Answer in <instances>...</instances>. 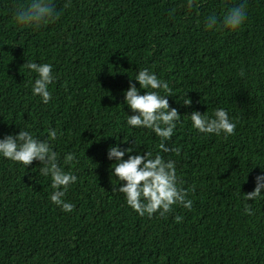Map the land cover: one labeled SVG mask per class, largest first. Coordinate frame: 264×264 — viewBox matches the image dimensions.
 <instances>
[{"label": "trees", "instance_id": "obj_1", "mask_svg": "<svg viewBox=\"0 0 264 264\" xmlns=\"http://www.w3.org/2000/svg\"><path fill=\"white\" fill-rule=\"evenodd\" d=\"M52 2L58 18L35 28L14 19L30 0H0V139L24 130L48 141L78 178L62 198L75 207L51 202L40 161L26 167L0 155V264H264V189L245 199L264 175V0H195L191 9L187 0ZM240 5L241 26L220 27ZM213 15L218 25L207 29ZM29 61L53 66L47 104L32 94ZM144 68L175 94L166 98L181 118L165 144L179 155L126 123L125 90L131 79L144 94L134 79ZM216 108L236 124L234 135L192 127L193 111ZM114 145L174 161L191 210L175 205L151 218L132 210L112 191L123 183L110 175ZM73 152L78 162L65 165Z\"/></svg>", "mask_w": 264, "mask_h": 264}, {"label": "clouds", "instance_id": "obj_2", "mask_svg": "<svg viewBox=\"0 0 264 264\" xmlns=\"http://www.w3.org/2000/svg\"><path fill=\"white\" fill-rule=\"evenodd\" d=\"M195 0H187L188 9L193 8ZM55 6L52 0H30L26 6H17L14 9V19L20 25L39 28L46 25L50 20L57 19ZM246 19L244 5L231 8L219 22V26L225 29H237ZM218 25L215 15L208 18L206 28L212 29ZM24 66L31 72L36 73L37 78L32 84V94L39 95L42 102L47 104L51 100L49 84L54 77L53 66L49 63L38 64L25 62ZM240 75L244 72L241 70ZM138 81L139 88L145 89L140 94L135 83L129 81V87L125 90L124 103L132 111L128 115L127 125L133 128H146L152 130L161 139L159 149L162 152H174L180 154L178 147H168L165 141L171 140L180 113L176 108H171L167 96L175 95L166 81L160 80L157 75L148 68H144L134 77ZM151 89V91H149ZM163 89L166 95H160ZM184 105H191V99L183 100ZM192 127L200 133L216 134L223 133L225 136L234 135L236 124L229 119L228 112L223 108H216L211 116L193 111L190 114ZM50 140L57 138L56 130L48 133ZM135 143L133 141L132 145ZM136 147L121 148L119 145L110 146L108 158L113 160L111 165V177L115 176L119 182H123L119 188L113 185L112 191H118L124 195L126 204L140 216L147 215L151 218L157 212L160 216L173 211V206L180 205L191 210L193 201L186 199L188 193L178 187L179 180L175 168V162L165 159L157 153L146 151L143 154H132ZM138 150V149H137ZM128 154L125 159V154ZM0 155L13 162L29 166L34 160L41 162L39 168L41 175L51 178V187L55 191L51 194V202L60 206L65 212H72L74 205L64 202L62 199L70 185L77 181V176L71 172H65L58 162V155L46 140L34 138L28 131L20 130L15 135H6L0 139ZM64 164L69 165L78 162L76 153H67L64 156ZM256 186L253 191L245 193L246 200H254L264 189V175H258ZM63 189V190H61ZM245 212L251 214L250 207L245 206ZM177 222L181 216L175 217Z\"/></svg>", "mask_w": 264, "mask_h": 264}]
</instances>
